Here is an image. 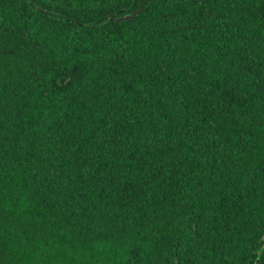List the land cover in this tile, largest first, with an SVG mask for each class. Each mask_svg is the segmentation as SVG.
<instances>
[{
    "label": "trees",
    "instance_id": "1",
    "mask_svg": "<svg viewBox=\"0 0 264 264\" xmlns=\"http://www.w3.org/2000/svg\"><path fill=\"white\" fill-rule=\"evenodd\" d=\"M257 261L264 0H0V264Z\"/></svg>",
    "mask_w": 264,
    "mask_h": 264
},
{
    "label": "water",
    "instance_id": "2",
    "mask_svg": "<svg viewBox=\"0 0 264 264\" xmlns=\"http://www.w3.org/2000/svg\"><path fill=\"white\" fill-rule=\"evenodd\" d=\"M142 12H143V9H140V10H138L137 12H135L133 14H127V15L121 16L119 18H116L115 16H113L111 18V20H116L118 22L127 21V20L135 18L136 16L140 15ZM256 264H258V261L256 262Z\"/></svg>",
    "mask_w": 264,
    "mask_h": 264
},
{
    "label": "snow or ice",
    "instance_id": "3",
    "mask_svg": "<svg viewBox=\"0 0 264 264\" xmlns=\"http://www.w3.org/2000/svg\"><path fill=\"white\" fill-rule=\"evenodd\" d=\"M42 12H43V10H41ZM43 14H45L46 15V13H43Z\"/></svg>",
    "mask_w": 264,
    "mask_h": 264
}]
</instances>
